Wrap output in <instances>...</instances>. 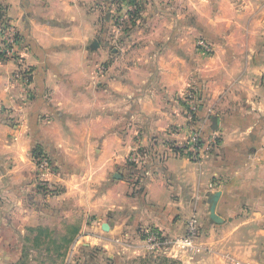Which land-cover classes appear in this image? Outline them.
Listing matches in <instances>:
<instances>
[{"label":"crops","instance_id":"obj_1","mask_svg":"<svg viewBox=\"0 0 264 264\" xmlns=\"http://www.w3.org/2000/svg\"><path fill=\"white\" fill-rule=\"evenodd\" d=\"M107 2L0 0V46L16 26L26 64L0 54V264L73 247L82 264H264V0H138L121 31ZM191 128L219 138L199 162L174 146ZM194 216V250L150 254L147 231L178 238Z\"/></svg>","mask_w":264,"mask_h":264},{"label":"built area","instance_id":"obj_2","mask_svg":"<svg viewBox=\"0 0 264 264\" xmlns=\"http://www.w3.org/2000/svg\"><path fill=\"white\" fill-rule=\"evenodd\" d=\"M138 1V0H136ZM113 5L121 7L124 12L117 14L118 29L121 31L125 27V24L132 18L135 12L136 5L129 0H112ZM2 44L0 46V54L6 59L18 60L20 65L26 68L25 58L19 52V45L22 41L18 28L11 24H4L1 29ZM198 50L211 54L213 52V46L203 38L197 41ZM26 71V70H25ZM22 70V72L25 73ZM187 119L190 125L195 121V115L200 108V102L197 95L192 89L186 91L182 98ZM219 144L218 136L211 137L207 142L203 141L202 129L191 128L189 137L184 142L175 143V147L187 155L194 161H201L204 155L211 152L213 147ZM36 168L38 170V185L40 187H48L50 185L48 176L55 173L50 158L40 153L37 157H34ZM128 160L135 165H140L144 161V154L139 150H134L128 157ZM199 236V224L197 218L192 217L187 224L186 232L183 236L171 239L166 237L159 230H149L146 235V245L151 252H161L163 249H169L171 247H180L182 249L194 250L196 238ZM65 264H82L76 257L75 247L69 252Z\"/></svg>","mask_w":264,"mask_h":264},{"label":"trees","instance_id":"obj_3","mask_svg":"<svg viewBox=\"0 0 264 264\" xmlns=\"http://www.w3.org/2000/svg\"><path fill=\"white\" fill-rule=\"evenodd\" d=\"M129 1H130L131 3H136V0H129ZM112 4H113L112 0H108V2H107V4H106V6L108 7V10H109L110 8H112V6H113ZM120 8H121V7H120ZM139 8H140V7H139V4L137 3V9H136V11L133 13L132 18L130 19L132 24H135L136 19L138 18V13H139V10H140ZM110 10H111V9H110ZM194 93L197 95V97H198V99H199V102H200V107H201L202 103H201V101H200V97H199V95H198V92L195 90ZM199 112H200V108H199L198 112H197L196 115H195V121H194V122H196V121L199 119ZM40 153H43V151H42L40 148H38V147H36V148L33 150V156H34V157H37ZM44 154H45V153H44ZM41 188H46V187H41ZM156 261L158 262V264H180L179 261H177V260H175V259L168 258V257H160V258H157Z\"/></svg>","mask_w":264,"mask_h":264},{"label":"rangeland","instance_id":"obj_4","mask_svg":"<svg viewBox=\"0 0 264 264\" xmlns=\"http://www.w3.org/2000/svg\"><path fill=\"white\" fill-rule=\"evenodd\" d=\"M113 5V4H112ZM112 8H113V11H112V13H111V20L112 21H114L113 23H114V26H115V30L117 29V31H120L119 29H118V25L115 23V21L117 20V14L119 13V11L121 10L120 9V7H116L115 5H113L112 6ZM122 30V29H121ZM182 153V152H181ZM183 154V153H182ZM36 182H37V185H38V177H37V175H36ZM38 187H40L39 185H38ZM41 188V187H40ZM61 227H63V225H61ZM150 254H152V255H154V254H156V255H160L158 252L157 253H150ZM156 257H158V258H160V257H164V256H156ZM172 259V258H171ZM174 259V258H173ZM156 260H157V258H156ZM175 260H177V261H179L178 259H175ZM158 264V262L157 261H153V262H151V261H149V263H146L145 262V264ZM30 264H39V261H36V262H34V263H30ZM142 264H144V263H142Z\"/></svg>","mask_w":264,"mask_h":264}]
</instances>
